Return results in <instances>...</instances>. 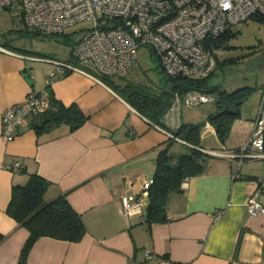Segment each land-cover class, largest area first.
I'll use <instances>...</instances> for the list:
<instances>
[{"label": "crops", "instance_id": "0c3cea01", "mask_svg": "<svg viewBox=\"0 0 264 264\" xmlns=\"http://www.w3.org/2000/svg\"><path fill=\"white\" fill-rule=\"evenodd\" d=\"M5 42L0 39V264H16L28 238L27 227L11 217L6 206L12 185L24 184L31 173L46 180L45 201L66 197L80 214L85 232L76 241L38 237L29 249L28 264H264V212L251 214L247 205L264 158L225 155L248 139L264 92L257 108L245 105L247 99L241 103L240 116L224 142L210 123L201 127L198 148L210 155L206 169L187 176L179 190L169 193L165 221L148 225V196L141 211L126 213L120 194L139 193L143 182L153 179L157 154L166 145L171 162L193 146L169 135L181 123H195L183 116L186 104L178 105L172 118L164 114V124H158L91 66L77 62L81 70L51 75L55 61H73L69 44L55 57L17 50ZM148 55L154 59L150 51ZM154 63L150 68L158 74L159 85L163 75ZM127 75L109 79L123 85L133 80ZM47 87L64 104H76L86 120L72 130L61 124L41 132L27 123L6 140L1 134L4 109L29 91ZM254 96L256 102L258 94ZM216 112L214 104L208 115ZM206 121L208 116L201 122ZM15 160L21 164L18 171L7 167ZM257 198L264 204V188Z\"/></svg>", "mask_w": 264, "mask_h": 264}, {"label": "built area", "instance_id": "2783aa9c", "mask_svg": "<svg viewBox=\"0 0 264 264\" xmlns=\"http://www.w3.org/2000/svg\"><path fill=\"white\" fill-rule=\"evenodd\" d=\"M5 9L21 16L27 26L46 34H59L78 21L92 20V25L71 46L73 61H55L51 75L81 70L79 62L90 64L100 75L123 76L137 62L139 47L147 46L166 74L201 77L211 74L217 66L211 41L254 14L264 16V0H0V12ZM209 99L212 97L203 93L196 96L187 92L182 101L176 98L166 115L174 117L181 103ZM49 103V95L43 89L29 91L23 100L9 105L2 112V136L12 140L19 127L26 125L31 115L48 109ZM262 111L264 98L248 139L226 156H238L240 160L264 158ZM7 167L18 171L21 164L15 160ZM257 182L247 201L251 214L264 212V204L257 198L264 188V169ZM151 183L152 178L145 180L139 193L120 194L123 211H141Z\"/></svg>", "mask_w": 264, "mask_h": 264}, {"label": "trees", "instance_id": "16d2710c", "mask_svg": "<svg viewBox=\"0 0 264 264\" xmlns=\"http://www.w3.org/2000/svg\"><path fill=\"white\" fill-rule=\"evenodd\" d=\"M251 18L264 20V16L259 14H254ZM229 30L230 28L217 39L211 41L212 52L221 38L228 36ZM76 40H70L69 37H66L64 42L72 46ZM5 45L17 49L12 47L8 41L5 42ZM22 51L32 52L25 49ZM149 51L163 75L162 83L159 85L153 87L134 80L118 85L113 84L109 76L104 75H101L102 80L111 83L113 88L139 112L161 125L164 124L161 120L163 115L176 101V98H180L182 101L187 92L215 93L217 112L208 115V121L215 128L219 139L224 142L233 121L240 116L239 107L241 103L253 94L255 89L249 85H244L228 91L218 83L211 84L209 82L213 72L201 77L170 76L165 73L153 52ZM231 62L233 61L228 60L226 63ZM218 64L220 63L217 60ZM45 90L50 98L48 109L31 115L32 119L28 121V124L37 132L61 124H68L69 129L72 130L86 120V116L76 104L66 105L57 99L48 87ZM203 124L205 122L181 123L176 129L171 130L173 135L193 145L188 152L182 153L174 162H171L172 155L169 152V145L159 150L156 157L155 173L148 188L149 201L145 215V221L148 225L155 221H165L167 219L166 200L169 193L179 190L181 182L187 176L203 172L206 169L210 155L198 148L200 146V129ZM46 185V180L37 173H31L24 184L12 185L6 212L29 230L28 238L20 250L16 264H28L29 249L40 236L45 235L76 241L85 232L80 214L73 209L64 195L50 201L44 200L43 194ZM3 237L4 234L0 231V241Z\"/></svg>", "mask_w": 264, "mask_h": 264}, {"label": "rangeland", "instance_id": "374dc122", "mask_svg": "<svg viewBox=\"0 0 264 264\" xmlns=\"http://www.w3.org/2000/svg\"><path fill=\"white\" fill-rule=\"evenodd\" d=\"M91 25V19H84L67 26L62 33L46 34L36 31L32 26H27L21 16L5 9L0 12V39L3 42L8 39L11 46L16 47L17 50L25 49L34 54L60 57L61 53L67 49L64 42L66 37L76 40ZM148 51L147 46L139 47L137 66H134L128 75L126 74V78L154 87L159 76L150 68L155 64V60L149 57ZM213 52L220 64L212 73L214 77L210 80L211 83L216 82L228 91L244 85L253 87L255 91L251 97H256L254 95L258 94L256 102L252 100L255 98L249 97L245 105L254 104L255 106L256 104L257 108L260 91L264 92V20L249 18L233 24L228 36L221 38ZM228 60L233 62L227 64ZM222 64L225 65L221 66ZM84 66L88 68L91 65L84 64ZM119 79L123 80V78ZM207 94L213 96V99L183 106V116L187 122L196 123L207 119L209 110L216 103V94L213 92ZM195 95L198 96L199 92H195ZM206 122L203 126L210 123Z\"/></svg>", "mask_w": 264, "mask_h": 264}, {"label": "water", "instance_id": "95a60500", "mask_svg": "<svg viewBox=\"0 0 264 264\" xmlns=\"http://www.w3.org/2000/svg\"><path fill=\"white\" fill-rule=\"evenodd\" d=\"M200 149V148H199ZM200 150H202V149H200Z\"/></svg>", "mask_w": 264, "mask_h": 264}]
</instances>
